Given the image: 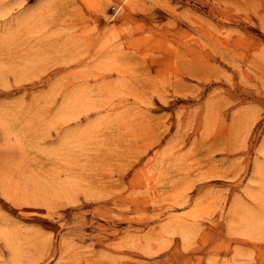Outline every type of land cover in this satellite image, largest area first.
<instances>
[{
  "label": "rangeland",
  "instance_id": "rangeland-1",
  "mask_svg": "<svg viewBox=\"0 0 264 264\" xmlns=\"http://www.w3.org/2000/svg\"><path fill=\"white\" fill-rule=\"evenodd\" d=\"M263 149L264 0H0V264H264Z\"/></svg>",
  "mask_w": 264,
  "mask_h": 264
},
{
  "label": "bare ground",
  "instance_id": "bare-ground-1",
  "mask_svg": "<svg viewBox=\"0 0 264 264\" xmlns=\"http://www.w3.org/2000/svg\"><path fill=\"white\" fill-rule=\"evenodd\" d=\"M18 35H20V34H18ZM26 72H27V70H26ZM263 152H264V149H263ZM253 166H254V169H253L252 175H251V177L249 179V182H251V183L255 179V176H257V174L261 173L262 169H263V167H261L262 166V162H255Z\"/></svg>",
  "mask_w": 264,
  "mask_h": 264
}]
</instances>
